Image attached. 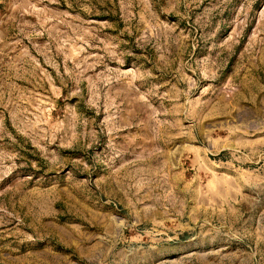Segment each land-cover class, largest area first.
Masks as SVG:
<instances>
[{
	"label": "rangeland",
	"instance_id": "obj_1",
	"mask_svg": "<svg viewBox=\"0 0 264 264\" xmlns=\"http://www.w3.org/2000/svg\"><path fill=\"white\" fill-rule=\"evenodd\" d=\"M0 264H264V0H0Z\"/></svg>",
	"mask_w": 264,
	"mask_h": 264
}]
</instances>
